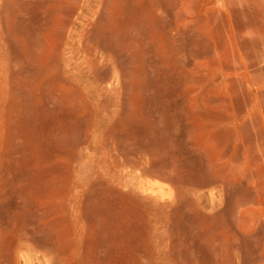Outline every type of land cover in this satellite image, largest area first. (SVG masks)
I'll use <instances>...</instances> for the list:
<instances>
[{
	"label": "rangeland",
	"instance_id": "374dc122",
	"mask_svg": "<svg viewBox=\"0 0 264 264\" xmlns=\"http://www.w3.org/2000/svg\"><path fill=\"white\" fill-rule=\"evenodd\" d=\"M0 264H264V0H0Z\"/></svg>",
	"mask_w": 264,
	"mask_h": 264
}]
</instances>
